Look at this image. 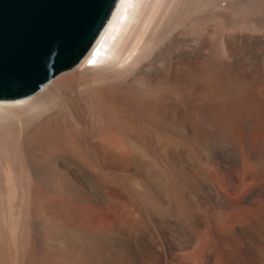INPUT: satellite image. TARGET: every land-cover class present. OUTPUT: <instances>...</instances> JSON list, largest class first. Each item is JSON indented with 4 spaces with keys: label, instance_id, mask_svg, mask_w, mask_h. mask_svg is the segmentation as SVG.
<instances>
[{
    "label": "bare ground",
    "instance_id": "1",
    "mask_svg": "<svg viewBox=\"0 0 264 264\" xmlns=\"http://www.w3.org/2000/svg\"><path fill=\"white\" fill-rule=\"evenodd\" d=\"M223 10L233 24L255 29L257 21L251 17L264 13V0H118L75 66L33 94L0 99V264L26 263L23 255L29 248L43 256L44 225L64 222L79 229V260L56 243L52 264H264V164H202L203 178L191 175L187 184L182 177L193 195H167L153 182L140 180L137 164L125 171L133 195L110 183L105 193V182L79 180L76 167L65 164L66 159L78 166L79 161L91 164L79 140V124H65L77 103L110 125L90 146L99 155L97 163L124 165L133 151L142 150L139 138L131 136L133 124L115 112L119 105L140 100L135 91L149 90L132 76L201 19L226 20ZM231 52L223 48L213 58L219 97L205 109L228 132L241 84ZM159 133L161 141L164 133ZM214 141L209 152L221 163L239 158L232 147L229 157ZM224 144L230 147L228 138ZM152 165L162 174L159 164ZM61 180L68 191L58 190ZM68 194L70 198L64 196Z\"/></svg>",
    "mask_w": 264,
    "mask_h": 264
},
{
    "label": "rangeland",
    "instance_id": "2",
    "mask_svg": "<svg viewBox=\"0 0 264 264\" xmlns=\"http://www.w3.org/2000/svg\"><path fill=\"white\" fill-rule=\"evenodd\" d=\"M225 12L223 10L226 20L201 19L196 27L191 25L183 31L184 34L172 38L155 59L144 62V65L132 76L133 79L136 78L135 82L146 84L149 90L135 91V94H139V101H128L130 105L127 104L125 108L119 105L115 110L120 112L119 114L116 112L118 118H124L133 124L131 136L136 140L139 138L142 148L130 154V158L124 164L125 167L123 164H102L100 160L98 164L96 157L99 155L95 154V157L90 149L95 138L110 126L108 122L103 118L94 117L87 107L79 103L73 107L74 116L66 115L67 127L74 128L79 124V140L87 149V159L91 163L84 164L79 161L78 166L69 159L65 160V164L76 167L79 180L80 178L98 179L106 183L105 193L110 183L121 193L133 195L134 189L125 182L128 180L126 172L130 164H137L140 180L143 181L145 178L144 181L153 182L157 188L165 190L167 195L177 193L193 195L194 190L182 179H188L186 181L189 184L191 175L202 177L204 175L202 164H264V13L254 14L251 17L252 20L257 21V27L250 29L233 24L231 14ZM223 48L228 52L232 51V54L230 53L232 65L238 71L234 75L241 81L238 95L233 100L234 105L237 106L235 107L232 102L236 108L232 109L235 115L231 112L229 120L227 119L230 122V132L220 128L222 126L217 122L216 116L212 117L210 114L208 116L205 112V109L208 111L213 106L212 99L219 97V92L216 90L218 78L213 74L212 65L214 56ZM117 101L120 103L119 97ZM243 105L251 107L252 118L249 117V108L247 115V107ZM168 121L173 122L170 124ZM260 122L263 125L260 126ZM160 131L164 133L161 141L157 138L161 134ZM208 136L213 139L210 140ZM227 138L230 147L224 144ZM212 140L218 145L220 141L222 150L229 157L232 147L239 158L231 156L227 163H221L209 152ZM152 164H159L163 170L162 174L158 170L155 171ZM183 165L186 166L185 172L188 173L186 178L183 174ZM63 184L64 181L59 184L58 190L68 191L69 186ZM169 185L170 188H167ZM64 196L69 197V194ZM139 205L142 208L143 205L139 203V209ZM140 211L142 215L144 214L143 221L146 222L144 206ZM41 241L43 256L40 253L33 254L29 248L30 253L27 249L28 253H24L27 255H23V258L26 256L24 260H27V264H52L51 260H54L52 254L54 255L56 249L53 247L56 243L61 245L63 251L71 253L72 258L79 260V229L71 223L44 225ZM46 248L49 249V253H46ZM23 263L26 264L25 261Z\"/></svg>",
    "mask_w": 264,
    "mask_h": 264
},
{
    "label": "water",
    "instance_id": "3",
    "mask_svg": "<svg viewBox=\"0 0 264 264\" xmlns=\"http://www.w3.org/2000/svg\"><path fill=\"white\" fill-rule=\"evenodd\" d=\"M118 0H0V99L24 97L75 66Z\"/></svg>",
    "mask_w": 264,
    "mask_h": 264
}]
</instances>
